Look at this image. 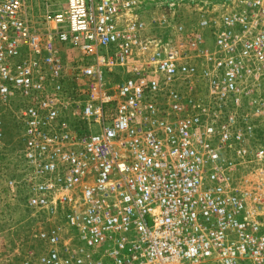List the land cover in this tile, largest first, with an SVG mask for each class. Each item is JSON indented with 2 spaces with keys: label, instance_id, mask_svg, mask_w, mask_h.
Segmentation results:
<instances>
[{
  "label": "built area",
  "instance_id": "built-area-1",
  "mask_svg": "<svg viewBox=\"0 0 264 264\" xmlns=\"http://www.w3.org/2000/svg\"><path fill=\"white\" fill-rule=\"evenodd\" d=\"M25 3L0 0V167L37 264H264V0H65L47 34Z\"/></svg>",
  "mask_w": 264,
  "mask_h": 264
},
{
  "label": "rangeland",
  "instance_id": "rangeland-1",
  "mask_svg": "<svg viewBox=\"0 0 264 264\" xmlns=\"http://www.w3.org/2000/svg\"><path fill=\"white\" fill-rule=\"evenodd\" d=\"M59 0H28L25 3V16L31 27L39 34H47L52 26H48L44 17L50 9L58 5ZM61 53L74 59V51L62 49ZM122 72L116 70L110 78L116 83L122 77ZM1 116L5 122L4 142L7 149H17L20 146V131L12 117L4 111ZM13 167H0V264H23L28 251L35 252L36 263H39L40 246L34 236L39 226L27 210L23 192L12 193L6 186V178L11 176ZM2 171V172H1ZM40 258V257H39Z\"/></svg>",
  "mask_w": 264,
  "mask_h": 264
},
{
  "label": "crops",
  "instance_id": "crops-1",
  "mask_svg": "<svg viewBox=\"0 0 264 264\" xmlns=\"http://www.w3.org/2000/svg\"><path fill=\"white\" fill-rule=\"evenodd\" d=\"M27 1L28 0H26V2ZM64 5H65V0H59L58 1V5L56 7H54V8H52V9H50L49 11H51L52 13L59 12L60 10L63 9Z\"/></svg>",
  "mask_w": 264,
  "mask_h": 264
}]
</instances>
